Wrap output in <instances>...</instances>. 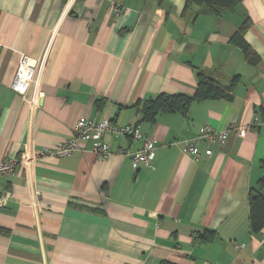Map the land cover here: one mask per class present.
Masks as SVG:
<instances>
[{
	"label": "crops",
	"instance_id": "0c3cea01",
	"mask_svg": "<svg viewBox=\"0 0 264 264\" xmlns=\"http://www.w3.org/2000/svg\"><path fill=\"white\" fill-rule=\"evenodd\" d=\"M186 1L0 0V161L69 140L81 117L138 126L157 142L137 170L127 156L97 161L86 143L1 176L0 264H264V228L251 234L248 205L264 175V0L221 17ZM246 21L252 61L233 39ZM21 63L36 66L24 97L10 89ZM198 72L221 85L238 76L233 98L143 120L160 94L193 96ZM205 125L227 131L211 155L198 138Z\"/></svg>",
	"mask_w": 264,
	"mask_h": 264
},
{
	"label": "built area",
	"instance_id": "2783aa9c",
	"mask_svg": "<svg viewBox=\"0 0 264 264\" xmlns=\"http://www.w3.org/2000/svg\"><path fill=\"white\" fill-rule=\"evenodd\" d=\"M114 15L121 13L120 8H114ZM36 76V66H29L24 63L19 64L10 89L20 95L26 96L31 88V85ZM42 94L35 91L27 100L29 106L35 108L39 105ZM234 130L241 131V128ZM110 134L113 137H128L131 140H142V145L136 152H129L122 149L113 150L108 143L103 141V136ZM199 139H203L207 145V155H211L210 147L213 145H223L227 138V131L216 132L210 125H205L199 130ZM86 143H92V151L97 161H105L112 156H127L130 160L131 168L137 170L140 166H149L155 157L156 141L153 139L144 138L138 126L126 125L117 127L108 120L97 121L81 117L77 120L71 138L65 142H61L55 146L43 148L40 151L25 150L19 157L5 161H0V177L13 174L17 167L24 170L35 165L36 162L46 156L64 157L73 154L74 152L84 149ZM184 150L187 154H194L195 147L190 142H184ZM240 246L235 245V249ZM147 264V263H145Z\"/></svg>",
	"mask_w": 264,
	"mask_h": 264
},
{
	"label": "trees",
	"instance_id": "16d2710c",
	"mask_svg": "<svg viewBox=\"0 0 264 264\" xmlns=\"http://www.w3.org/2000/svg\"><path fill=\"white\" fill-rule=\"evenodd\" d=\"M66 1V0H63ZM242 0H187L185 10L191 6L203 8L208 14L221 17L229 9H233ZM184 10V11H185ZM247 28V21L238 29L233 39L241 47L246 59L253 60V54L243 41L241 34ZM238 76H234L227 85H221L209 78L204 73H197V89L193 96L183 94L165 95L160 94L145 102L142 116L143 120L154 122L159 114L180 113L186 115L192 101L202 100H231ZM264 168V160L262 161ZM249 205V229L251 234H258L264 228V175L258 180L257 186L252 188L248 195ZM213 232L204 231L200 236L202 240H210Z\"/></svg>",
	"mask_w": 264,
	"mask_h": 264
}]
</instances>
